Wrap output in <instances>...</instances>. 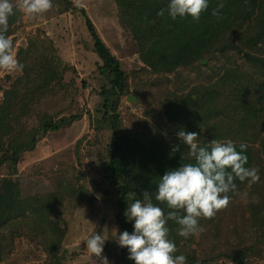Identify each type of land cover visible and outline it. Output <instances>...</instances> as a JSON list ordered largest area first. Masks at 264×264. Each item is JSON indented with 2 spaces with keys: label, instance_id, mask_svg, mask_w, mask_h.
Wrapping results in <instances>:
<instances>
[{
  "label": "trees",
  "instance_id": "16d2710c",
  "mask_svg": "<svg viewBox=\"0 0 264 264\" xmlns=\"http://www.w3.org/2000/svg\"><path fill=\"white\" fill-rule=\"evenodd\" d=\"M65 2L67 11L84 17L94 52L101 61L98 70L104 83L94 117L97 131L110 133L109 158L103 162V175L116 191L118 234L132 231L131 222H126L124 216L128 194L135 192L136 198H141L140 193L148 191L153 195L166 170L190 162L183 145L179 152L170 155L172 146L180 143L176 132L182 127L197 132L201 145L213 139L231 140L237 151L240 144L246 145V166L258 168L260 180L249 186L256 208L250 224L244 217L239 222L232 215L235 193H229L227 210L223 208L213 218L204 219V228L212 229V249L202 257L187 247L177 248L176 254H183L187 264H219L221 259L231 264H258L255 259L264 255V0H224L219 16H213L212 12L220 0H209L198 21L190 17L171 19L167 14L168 0H115L121 23L131 33L145 65L140 69L142 74L165 78L196 67V75L200 76L202 71L204 76L200 85L187 95L170 92L159 110L144 106V114L153 115L157 128L146 119L134 129L124 127L119 111L122 99L131 93V76L99 36L86 10L71 0ZM161 9L165 10L164 15H158ZM21 18L22 12L14 9L6 33L9 39ZM17 57L23 64L19 80L23 83L22 90L16 88L17 83L4 90L0 104V169L6 167L9 173L0 182V228L9 224L8 216L20 203V184L13 177L23 155L36 148L42 135L57 132L66 122L82 117L80 114L59 118L45 113L39 117L38 128L21 125L40 94L47 93L52 86L65 90L74 80L64 83L66 72L72 68L63 65L54 43L47 38L30 40L27 48L19 49ZM160 81L146 79L143 83L153 86ZM90 119H94L92 115ZM81 145L79 140L77 148ZM81 179L77 172L65 174L52 193L34 199L33 208L41 217L49 264H63L67 256L63 249L65 231L55 214H60L66 203L76 208L95 201L90 190L80 184ZM235 183L237 190L247 181ZM105 194L111 198L110 191ZM227 216L232 220V228L225 231L221 225ZM167 226L169 234L179 227L173 221ZM115 239L110 238L104 247L110 264H133L127 259L126 249L119 247ZM10 245L11 240L0 238V262Z\"/></svg>",
  "mask_w": 264,
  "mask_h": 264
},
{
  "label": "rangeland",
  "instance_id": "374dc122",
  "mask_svg": "<svg viewBox=\"0 0 264 264\" xmlns=\"http://www.w3.org/2000/svg\"><path fill=\"white\" fill-rule=\"evenodd\" d=\"M65 1L52 0L51 9L32 18L20 10L21 21L17 23L15 33L10 37L17 59L19 49L27 48L30 40H51L63 65L72 68L66 72L64 83L68 84L74 80L73 85L67 86L65 90L52 86L47 93L40 94L38 100L32 104L28 116L22 118L20 124L38 128L39 117L45 113L58 115L59 118L80 114L82 117L66 122L57 132L42 135L36 148L23 155L18 165V173L13 177L20 184V203L16 211L8 216L9 224L0 228V238L11 240V245L0 264H49L50 259L43 246L41 217L35 212L33 202L35 197L52 193L62 176L69 173H78L82 178L80 184L90 190L95 196V201L92 204L84 202L76 208L66 203L60 214H55V219L65 231L63 249L66 250L67 256L63 264H93L83 242L93 231H104L106 235L109 234V239L116 237V232L118 235L114 205L116 191L103 175V162L109 158L107 145L110 133L97 131L94 117L95 109L101 102L99 91L104 83L98 70L101 61L94 52L84 17L78 12L67 11ZM71 1L86 10L99 36L131 76V93L122 99L119 107L126 129H134L140 121L146 119L150 125L157 128L153 115L147 117L144 114V106L157 111L170 92L178 96L187 95L202 82L204 76L202 71L200 76L196 75V67L191 71L167 75L165 78L142 74L140 69L145 65L140 60L131 33L121 23L115 0ZM12 2L16 5L20 0ZM203 63L206 65L208 61ZM21 76V71L0 72V104L4 90L12 88L16 83V88L22 90L23 83L19 82ZM133 76L136 80H133ZM146 79L161 80L162 84L160 81V84L153 86L145 85ZM90 115L94 119L91 120ZM79 140H82L80 149L77 148ZM8 175V169L1 168L0 182ZM107 190L112 193L111 198L106 196ZM252 201L248 184L236 190L232 215L237 221L240 222L244 217L245 222L250 224L256 211L255 202ZM199 223L204 229L202 233L185 239L177 235V230H173L169 238L174 241L176 248L194 249L198 256L202 257L204 252L212 249L214 243L212 229L209 231L204 228V218H200ZM230 225L232 220L227 216L221 227L227 231L232 228ZM223 240L224 237L221 241ZM103 255L106 256L105 251ZM219 262L231 264L223 259ZM255 262L264 264V255L256 258Z\"/></svg>",
  "mask_w": 264,
  "mask_h": 264
},
{
  "label": "clouds",
  "instance_id": "9594fccd",
  "mask_svg": "<svg viewBox=\"0 0 264 264\" xmlns=\"http://www.w3.org/2000/svg\"><path fill=\"white\" fill-rule=\"evenodd\" d=\"M208 5L209 0H168L167 14L173 20L190 17L198 21ZM52 7V0H20L16 5L12 0H0V72L23 69V64L16 58L13 42L6 35L14 9L32 18ZM223 7L224 0H220L212 15L219 16V9ZM164 12L161 9L158 15H164ZM198 135L181 127L176 132L180 143L172 146L170 155L179 152L180 145H183L188 150L190 162L166 170L153 195L148 191H142L141 198H136L135 192L128 194L124 216L126 222H131L132 231H120L118 235L116 232L115 242L126 249L127 259L133 264H187L183 254H176V245L169 238L168 222L173 221L179 226L178 236L194 237L204 231L200 218L211 219L227 207L229 193L236 191V181H247L249 186L259 182V169L246 166V145L240 144V151L231 140L220 142L213 139L209 144L201 145ZM108 239L109 234L104 231H93L83 241L93 264H110L103 255Z\"/></svg>",
  "mask_w": 264,
  "mask_h": 264
},
{
  "label": "water",
  "instance_id": "95a60500",
  "mask_svg": "<svg viewBox=\"0 0 264 264\" xmlns=\"http://www.w3.org/2000/svg\"><path fill=\"white\" fill-rule=\"evenodd\" d=\"M246 56H247V54H246Z\"/></svg>",
  "mask_w": 264,
  "mask_h": 264
}]
</instances>
